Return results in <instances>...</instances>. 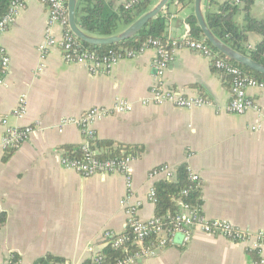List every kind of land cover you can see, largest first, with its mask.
I'll use <instances>...</instances> for the list:
<instances>
[{"label": "crops", "instance_id": "obj_1", "mask_svg": "<svg viewBox=\"0 0 264 264\" xmlns=\"http://www.w3.org/2000/svg\"><path fill=\"white\" fill-rule=\"evenodd\" d=\"M104 1L117 8L127 0ZM228 1L203 0L204 16ZM238 1L234 20L243 27V5ZM161 15L167 16V40L189 37L193 1L180 7L171 3ZM47 16L45 5L30 0L0 36L9 59L0 86V136L5 119L9 126L36 129L18 148L0 149V264L8 259L34 264L46 256L65 264L93 259L110 238L127 232L121 205L127 195L130 205L140 203V220L154 217V204L147 200L153 182L147 175L164 165H186L198 177L205 219L227 222L245 233L264 232V127L250 130L264 119V88L246 90L258 113H227L229 81L201 54L179 49L163 86L183 97L207 99L213 107H142L138 102L156 84L153 50L121 60L109 75H91L80 64L66 63L56 48L41 59L38 48ZM249 16L264 20V0H254ZM53 35L61 37L60 27ZM260 42L261 36L248 33L243 46L253 50ZM21 97L26 110L16 119L11 114ZM116 99L129 102L133 110L95 124L94 141L142 151L129 166L130 192L121 175L83 178L60 164L63 148H79L83 141L74 126L59 132L61 120L93 108L111 109ZM253 260L244 245L195 230L187 244L175 238L174 244L136 264H255ZM260 261L264 264V251Z\"/></svg>", "mask_w": 264, "mask_h": 264}, {"label": "built area", "instance_id": "obj_2", "mask_svg": "<svg viewBox=\"0 0 264 264\" xmlns=\"http://www.w3.org/2000/svg\"><path fill=\"white\" fill-rule=\"evenodd\" d=\"M28 1L30 0H13L11 2L7 13L0 20V36L13 23L20 10ZM37 1L46 6L48 14L43 42L38 48L41 59L47 56L49 50L56 48L61 52L63 60L66 63L80 64L91 75H109L121 60L134 59L143 50L151 49L155 53L153 68L155 70L156 84L150 89L147 96L138 102L140 106L159 107L171 105L174 108L185 110L213 107L211 101L207 99L183 97L163 86L162 79L169 63L172 61L174 51L186 49L201 54L211 62L215 70L223 76L229 77L231 99L229 105L226 107L227 113L243 115L249 111L259 112L255 102L248 98L246 90L247 88L263 89L264 84L246 76L238 67L220 58L204 40L194 41L189 37H183L179 40H167L165 43L159 40H148L140 52L127 51L124 54L116 55L109 53L107 57L99 58L93 52L83 49L82 44L70 33L67 21L66 0ZM131 3H125L126 7ZM238 3L239 1L235 0V4ZM56 26L62 30V35L59 39L53 35V29ZM248 50L251 49L248 47ZM8 64L9 59L0 46V86L4 84ZM25 110V99L21 97L11 115L16 119H20L24 116ZM132 110V104L116 99L111 109L93 108L77 118L70 117L61 120L59 132L66 126H74L83 136V141L78 148L80 158H68L63 155L60 159L61 166L83 178L96 176L105 178L111 175H121L125 178L127 191L130 192L131 174L129 166L133 159L126 157L121 160H100L99 152L92 147V142L95 139V124L111 115L127 114ZM1 123L4 127V132L0 136V149L3 150L18 148L36 132V129L31 126L23 128L9 126L6 119L2 120ZM262 127H264V119L251 126L250 130L256 131ZM173 174L174 168L164 165L151 170L147 177L148 180L154 183L159 180H171ZM188 174L192 182L200 184L198 177L189 171V169ZM130 199L131 197L127 195L123 202H121L122 207L125 208V215L127 217L126 227L128 234L112 237L115 239L111 243L114 247H119L124 242H130L131 245L136 246L137 251L116 261L114 264H136L142 259L154 257L161 249L174 244L175 238L178 236L182 237V244H187L190 242L195 230H199L205 235L221 237L230 242L242 244L247 250H256L259 256L264 251V232L245 233L227 222L207 220L203 216L197 217L187 205L181 206L180 212L169 219L167 226L163 225L160 219L154 217L144 221L140 220L137 214L140 203L130 205ZM147 200L153 204L156 201L153 186L148 193ZM151 235H154L157 241L155 245L148 246L145 240ZM106 236L108 237V235ZM2 264H13V262L8 259Z\"/></svg>", "mask_w": 264, "mask_h": 264}, {"label": "trees", "instance_id": "obj_3", "mask_svg": "<svg viewBox=\"0 0 264 264\" xmlns=\"http://www.w3.org/2000/svg\"><path fill=\"white\" fill-rule=\"evenodd\" d=\"M13 0H0V20L7 13ZM155 0H127L125 3H131L126 7L125 3L115 8L112 4L104 0H78L75 19L78 27L87 34L107 37L117 33L119 26L129 25L140 15H142ZM193 0H172L176 5L187 6ZM243 5L244 23L243 27H238L235 23V16L238 13V7L234 1L230 0L218 5L217 12H208L205 15V21L213 35L221 42L234 49L235 51L248 56L251 60L264 65V20H254L249 16V10L254 0H240ZM190 25L189 38L194 41L203 40L195 19L191 17L188 20ZM167 16L159 15L151 20L147 25L132 39L121 43L104 46L90 47L82 44L83 49L93 52L99 58H104L111 54H124L127 51L140 52L148 40H159L162 43L167 41L166 37ZM254 33L261 36V42L253 50H247L243 45L246 43V35ZM209 47L210 45L206 43ZM211 48V47H210ZM220 58L225 59L223 56ZM228 61L231 65L238 67L246 76L264 84V76H261L247 68L236 65ZM228 81L229 77L224 76ZM92 147L100 148L99 159L121 160L126 157L132 159L142 152L139 148L115 145L111 142L99 143L92 142ZM98 148V149H99ZM64 155L68 158H80V151L77 147L67 146L63 148ZM153 189L156 195L154 203V218L161 220L163 225H168L169 219L178 214L181 206L187 205L193 211L195 216H203L201 212V186L189 179L188 168L186 165H180L174 169L171 180H159L153 183ZM125 232L124 235H127ZM112 238L94 259L85 261L83 264H114L137 251L136 246L130 242H124L119 247H114ZM156 237L151 235L145 240L148 246L155 245ZM254 263L260 264V256L256 250H247ZM34 264H65V261L58 257L46 256L34 262Z\"/></svg>", "mask_w": 264, "mask_h": 264}, {"label": "water", "instance_id": "obj_4", "mask_svg": "<svg viewBox=\"0 0 264 264\" xmlns=\"http://www.w3.org/2000/svg\"><path fill=\"white\" fill-rule=\"evenodd\" d=\"M172 0H155L154 3L137 19L130 23L124 30L107 37H98L82 31L75 19V11L78 0H66V11L68 29L70 33L81 43L90 47L111 46L135 37L149 21L156 19L163 14L171 4ZM181 5H177L180 7ZM193 18L196 26L201 32L203 40L208 43L213 51L223 56L236 65L247 68L261 76H264V65L251 60L248 56L235 51L219 39H217L208 28L203 14V0H193ZM181 236L177 239L181 242Z\"/></svg>", "mask_w": 264, "mask_h": 264}, {"label": "rangeland", "instance_id": "obj_5", "mask_svg": "<svg viewBox=\"0 0 264 264\" xmlns=\"http://www.w3.org/2000/svg\"><path fill=\"white\" fill-rule=\"evenodd\" d=\"M120 27V26H119Z\"/></svg>", "mask_w": 264, "mask_h": 264}]
</instances>
